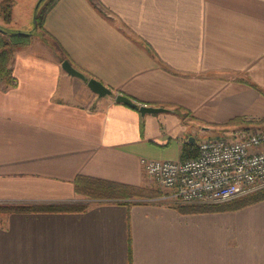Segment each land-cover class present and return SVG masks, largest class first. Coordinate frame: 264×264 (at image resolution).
<instances>
[{
  "label": "crops",
  "instance_id": "obj_1",
  "mask_svg": "<svg viewBox=\"0 0 264 264\" xmlns=\"http://www.w3.org/2000/svg\"><path fill=\"white\" fill-rule=\"evenodd\" d=\"M38 2L0 15L33 32L0 81V203L81 201L80 174L156 195L0 216V264H264V199L182 209L141 163L264 119V0H54L42 29L17 20ZM117 93L168 111L141 115Z\"/></svg>",
  "mask_w": 264,
  "mask_h": 264
},
{
  "label": "built area",
  "instance_id": "obj_2",
  "mask_svg": "<svg viewBox=\"0 0 264 264\" xmlns=\"http://www.w3.org/2000/svg\"><path fill=\"white\" fill-rule=\"evenodd\" d=\"M260 123L198 140L194 157L142 158V166L159 187L172 190L176 203L230 201L264 186V119Z\"/></svg>",
  "mask_w": 264,
  "mask_h": 264
},
{
  "label": "trees",
  "instance_id": "obj_3",
  "mask_svg": "<svg viewBox=\"0 0 264 264\" xmlns=\"http://www.w3.org/2000/svg\"><path fill=\"white\" fill-rule=\"evenodd\" d=\"M17 0H0V15L5 24H10L12 21L13 7ZM49 10V9H48ZM47 11L35 16L36 28H43ZM33 32H24L18 29L10 28L9 26L0 25V81L5 80L8 84L12 83L11 64L14 53L17 49L26 46L30 43ZM257 87L255 84H251ZM137 108V107H135ZM239 120V119H237ZM197 139V138H196ZM194 143L186 141L184 147L185 156L183 159L189 158L188 154L194 157L198 153L197 140ZM75 190L78 194L88 197L85 203L66 202L59 204H0V213L8 214L12 212H36V211H83L96 203H126L131 199L137 200L142 198H152L156 195H144V189L141 186H135L125 183H120L112 180L97 178L88 175H77L75 178ZM264 199V186L255 191L241 196L230 201L207 204H178L182 209L187 206L192 210L209 211V210H225L238 209L249 205L256 201ZM186 205V206H185Z\"/></svg>",
  "mask_w": 264,
  "mask_h": 264
},
{
  "label": "water",
  "instance_id": "obj_4",
  "mask_svg": "<svg viewBox=\"0 0 264 264\" xmlns=\"http://www.w3.org/2000/svg\"><path fill=\"white\" fill-rule=\"evenodd\" d=\"M42 1L43 0H39L38 5ZM62 67L68 73H70L74 76L80 77L82 79H86L85 75L82 72H80L79 70L75 69L68 60H64L62 62ZM87 84L93 92L99 94L100 96H104L106 94H112V90L110 88H108L107 86H105L102 82H100L96 78H89L87 80ZM115 100L117 102H122V103L128 104L132 107H137L139 112L141 113V115L168 111L167 108L161 107V106H151V105H147V104H138L137 102L133 101L129 96L122 94V93H117L115 95ZM189 140L193 141L194 138L190 137Z\"/></svg>",
  "mask_w": 264,
  "mask_h": 264
},
{
  "label": "rangeland",
  "instance_id": "obj_5",
  "mask_svg": "<svg viewBox=\"0 0 264 264\" xmlns=\"http://www.w3.org/2000/svg\"><path fill=\"white\" fill-rule=\"evenodd\" d=\"M54 0H43L42 1V3H40L39 4V6H38V4L36 3L35 4V7H33V8H27V7H25V6H21V8L23 9V12H22V14H20V15H16V18H17V20L18 19H20V18H31L32 20H31V22H32V25H31V28L33 27V25H34V21H33V17L35 16V15H37V14H40V15H42V14H44L46 11H48V9L51 7V5H52V2H53ZM32 15V16H31ZM30 29V28H29ZM35 31V30H34ZM35 33V32H34ZM259 123H260V120H258V121H249V122H246V124L245 125H242V126H240V127H238V129L239 128H246V127H250V128H253V127H256V126H258L259 125ZM222 137H228V136H224V135H222ZM202 138V136H200V138L199 139H201ZM198 139V140H199ZM155 182V181H154ZM80 195H82V194H80ZM83 197H82V200L81 201H73V202H80V203H85L86 202V200L88 199V197L87 196H85V195H82ZM242 196H246V195H242ZM241 196H239V197H237V198H240ZM84 198V199H83ZM237 198H234V199H237ZM139 199V198H138ZM137 199V200H138ZM0 204H4V203H0ZM6 204H9V203H6ZM3 215H6V214H3V213H0V216H3Z\"/></svg>",
  "mask_w": 264,
  "mask_h": 264
}]
</instances>
